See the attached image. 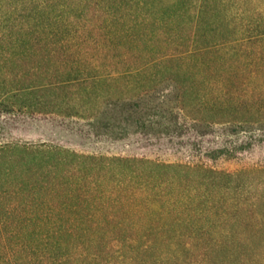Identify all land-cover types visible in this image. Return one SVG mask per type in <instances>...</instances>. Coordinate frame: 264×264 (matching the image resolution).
I'll return each mask as SVG.
<instances>
[{"label": "trees", "instance_id": "trees-1", "mask_svg": "<svg viewBox=\"0 0 264 264\" xmlns=\"http://www.w3.org/2000/svg\"><path fill=\"white\" fill-rule=\"evenodd\" d=\"M0 264H264V5L0 0Z\"/></svg>", "mask_w": 264, "mask_h": 264}, {"label": "rangeland", "instance_id": "rangeland-1", "mask_svg": "<svg viewBox=\"0 0 264 264\" xmlns=\"http://www.w3.org/2000/svg\"><path fill=\"white\" fill-rule=\"evenodd\" d=\"M257 4L264 5V0H257ZM105 200H108V199H105ZM92 210H95V208L92 207L91 211H92ZM96 212L99 213V211H96ZM112 233L115 235V232H112ZM112 233H111V234H112ZM113 234H112V235H113Z\"/></svg>", "mask_w": 264, "mask_h": 264}]
</instances>
